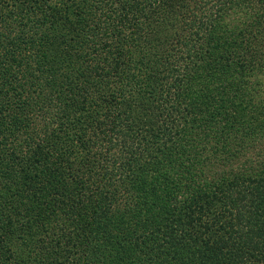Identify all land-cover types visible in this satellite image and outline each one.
Wrapping results in <instances>:
<instances>
[{
  "label": "trees",
  "instance_id": "16d2710c",
  "mask_svg": "<svg viewBox=\"0 0 264 264\" xmlns=\"http://www.w3.org/2000/svg\"><path fill=\"white\" fill-rule=\"evenodd\" d=\"M172 1L56 0L49 22L43 1L0 0V264L18 238L39 264H264V164L239 158L264 133V0H204L185 32L227 71L206 86L174 60L156 100L121 35ZM186 88L207 107L181 111Z\"/></svg>",
  "mask_w": 264,
  "mask_h": 264
},
{
  "label": "rangeland",
  "instance_id": "374dc122",
  "mask_svg": "<svg viewBox=\"0 0 264 264\" xmlns=\"http://www.w3.org/2000/svg\"><path fill=\"white\" fill-rule=\"evenodd\" d=\"M41 1H43L42 7L44 9H47V12H41L42 14L40 15V17L45 16L47 17L46 19H49L50 22L54 13L52 9L54 8V6L56 8L58 7L55 4L56 0H40V5ZM203 4L204 0H174L172 1V4H163L156 6L152 9L149 16L144 19L141 18L139 25L134 27L132 31L130 29H127L125 30V34H123L122 32L121 36L129 35V38L132 37L133 41L135 40V42L138 43L139 40L142 44L139 46H133V44H131L130 46L126 45L127 47L131 48L133 51H135V53L142 49L141 52L144 53L145 58L150 56V58H148V61L146 60V64L143 67L142 74H144L145 77L147 76L150 79L147 85H150L152 93L149 94L153 96V98H155L156 100L159 99V92L161 90H159V83L162 84L163 87H166L172 81L170 78L172 75L168 73L165 68L166 65L169 67L172 62V67L174 68V60L176 61L177 59L182 58L183 60L181 62V65L179 67H176L179 68L181 71L187 70L185 71L187 73L189 72L188 70L192 69L191 66H193L194 69H196V72H192L191 77L195 78L194 81L200 82V80H203L206 86L207 82L209 81L211 82V85L214 83V86L216 85L217 81L221 82L223 78L220 77L224 76L225 70L227 71V66L225 67L223 65V61L219 58L220 55L216 53L212 54L205 47L198 45L193 46V44L189 43L188 41L187 31L185 32L184 24L185 22L194 19L195 14H202V12H207L201 7L203 6ZM49 5L50 7H48ZM59 8H57V10H59ZM254 10L257 11L256 9ZM88 13L87 15H80V19H82L83 21L82 25H88L87 28H89L90 26H94L93 21L95 20V18L92 17H94L97 12H95V10H92ZM69 16L73 19L76 17L72 14ZM241 17H243L242 13L237 12L234 15H230L228 17V21L231 23L234 19L242 20ZM111 21H113V19H111ZM68 22L64 20H59L56 22V24H54V30L56 29V31H51V40H59V35H64L66 30L71 29L72 25ZM48 24L49 23H47L46 25L48 26ZM0 33L8 34V32H6V29H3L2 27H0ZM12 33H15V30L12 31ZM83 34L87 37L88 40H91V42H88L86 45L89 46V48L85 47L83 50L86 49L90 51L91 46H93L92 34L88 30L85 31V33ZM114 48L115 47H113V49ZM161 54H165V58L161 59ZM88 63L93 66L95 62L93 60H88ZM252 73L248 77V79L250 80L248 82V94L252 97V104L248 105L250 108L249 110H252L251 112L253 113L254 111L259 110L262 113L261 117H264V74L259 69H256L255 72ZM191 77H189L188 79L191 80ZM259 80L263 84L260 86L261 92L258 94L257 90L259 89L257 83ZM195 91L196 88L185 89L183 97L179 100L180 106L182 105L180 107L181 111L184 110L185 107L191 104H195L192 103V100H197L198 104H195L194 107L187 108L186 111L192 110V108H196V112L199 113L197 111V108L201 109L200 107H207L206 101H204L203 98L198 97L197 93H194ZM212 94L210 95L212 96ZM55 108V106L51 107L53 111L55 110ZM257 137L259 142H255L252 146L249 147V149H245V157H239L240 162L242 161L244 162V164H250L253 166V168H257L259 165L264 164V133L260 132ZM21 241L22 240L19 238L13 240L12 248L15 253L14 256H17L16 260H22L24 263L28 264H39L38 260H34L32 258L30 261L27 260V257L30 255V253L28 252V247H20V251L18 250V243L22 244ZM25 244L30 246L27 241H25ZM15 257L13 258V261L8 259L6 260L10 261L11 264H14L15 262H17L16 260L14 261Z\"/></svg>",
  "mask_w": 264,
  "mask_h": 264
}]
</instances>
